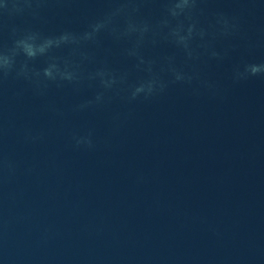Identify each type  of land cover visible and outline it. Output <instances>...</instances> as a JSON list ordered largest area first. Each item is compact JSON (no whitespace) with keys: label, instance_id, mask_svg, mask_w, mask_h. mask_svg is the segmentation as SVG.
<instances>
[{"label":"water","instance_id":"water-1","mask_svg":"<svg viewBox=\"0 0 264 264\" xmlns=\"http://www.w3.org/2000/svg\"><path fill=\"white\" fill-rule=\"evenodd\" d=\"M0 56V264H264V0H0Z\"/></svg>","mask_w":264,"mask_h":264},{"label":"clouds","instance_id":"clouds-1","mask_svg":"<svg viewBox=\"0 0 264 264\" xmlns=\"http://www.w3.org/2000/svg\"><path fill=\"white\" fill-rule=\"evenodd\" d=\"M184 5L188 4V0H183ZM51 42H48L47 44L42 45H36L33 42L30 41H21L18 43L17 47H20L24 50L25 54L28 56H35L38 52L42 53L45 51L46 47H50ZM11 64V58L7 56H0V66H8ZM252 73L255 74L257 71L256 67H253L251 69ZM149 92H151V86H149ZM141 91V90H138Z\"/></svg>","mask_w":264,"mask_h":264}]
</instances>
